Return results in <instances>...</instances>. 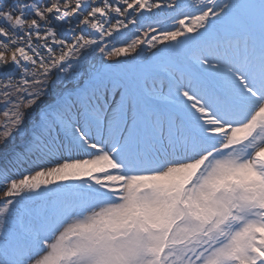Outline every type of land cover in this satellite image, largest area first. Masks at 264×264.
Masks as SVG:
<instances>
[{"label": "snow or ice", "instance_id": "1", "mask_svg": "<svg viewBox=\"0 0 264 264\" xmlns=\"http://www.w3.org/2000/svg\"><path fill=\"white\" fill-rule=\"evenodd\" d=\"M0 264H264V0H0Z\"/></svg>", "mask_w": 264, "mask_h": 264}]
</instances>
